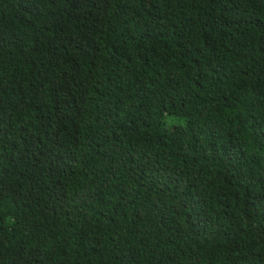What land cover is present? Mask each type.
Segmentation results:
<instances>
[{
  "label": "trees",
  "instance_id": "obj_1",
  "mask_svg": "<svg viewBox=\"0 0 264 264\" xmlns=\"http://www.w3.org/2000/svg\"><path fill=\"white\" fill-rule=\"evenodd\" d=\"M0 264H264V0H0Z\"/></svg>",
  "mask_w": 264,
  "mask_h": 264
},
{
  "label": "rangeland",
  "instance_id": "obj_2",
  "mask_svg": "<svg viewBox=\"0 0 264 264\" xmlns=\"http://www.w3.org/2000/svg\"><path fill=\"white\" fill-rule=\"evenodd\" d=\"M168 120H169V122H168L167 128H169V127L172 126V124H171V122H170V118H168Z\"/></svg>",
  "mask_w": 264,
  "mask_h": 264
}]
</instances>
